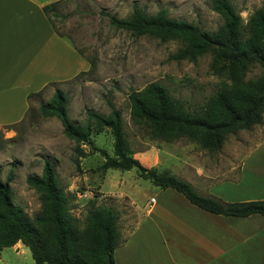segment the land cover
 Returning <instances> with one entry per match:
<instances>
[{
    "label": "rangeland",
    "instance_id": "obj_1",
    "mask_svg": "<svg viewBox=\"0 0 264 264\" xmlns=\"http://www.w3.org/2000/svg\"><path fill=\"white\" fill-rule=\"evenodd\" d=\"M212 0H66L49 15L56 29L89 61V68L73 78L46 85L29 99V110L19 122L0 125V176L3 180L13 171L10 182L14 203L30 217L42 207L40 193L28 182L31 174L41 175L50 160L59 182L69 196L70 212L82 222L93 207L112 206L118 216V229H132L139 220L135 205L143 203L161 188L140 177L136 167L130 170L100 169L105 157L84 144L86 156L76 152L75 141L63 132L56 116L45 117L40 104L49 101L55 90L68 97V113L78 123L88 119L87 110L108 114L110 102L122 112L124 130L133 155L144 165L157 162L160 171L178 168L179 158L189 157L206 168L225 167L231 156L245 152L264 138V116L260 124L230 133L219 151H209L187 137L166 141L154 137L148 128L131 117L129 94L150 82H160L181 99L189 110L205 105L227 80L212 67L211 54L177 59L182 47L179 40L163 41L151 35H136L113 26L109 14L128 17L135 5L149 14L165 9L168 15L215 31L222 16L212 8ZM246 23L254 10L264 8V0H231ZM92 61V64H91ZM255 65L247 79L263 72ZM83 72V73H82ZM91 139L98 147L114 155V137L108 128L93 130ZM181 159V160H182ZM155 167V166H153ZM173 172H177L175 169ZM221 173V172H219ZM177 174V173H176ZM219 178V177H218ZM220 189L224 192L225 186ZM207 193V192H204ZM0 264H35L31 250L22 242L0 251Z\"/></svg>",
    "mask_w": 264,
    "mask_h": 264
},
{
    "label": "trees",
    "instance_id": "obj_2",
    "mask_svg": "<svg viewBox=\"0 0 264 264\" xmlns=\"http://www.w3.org/2000/svg\"><path fill=\"white\" fill-rule=\"evenodd\" d=\"M63 1L66 0L43 7L60 36L64 35L56 29L49 13ZM211 4L223 18L222 25L215 31L175 19L165 9L149 14L138 5L133 7L128 17L109 14V20L113 26L136 35L181 41L182 47L174 54L177 59L211 54L212 69L227 80L202 108L189 110L181 99L157 81L132 90L128 98L132 119L145 125L154 137L166 141L187 137L206 150L219 151L228 134L263 121L264 70L255 78L247 79V74L255 65L264 69V8L254 10L244 23L231 0H212ZM54 83L49 82L48 85ZM35 94L30 93L29 97ZM68 101L65 92L57 89L49 101L40 104V112L45 117L59 118L64 134L75 141L79 156L87 154L84 144L101 152L105 160L100 169L130 170L136 167L140 177L151 180L161 188H173L193 204L213 213L228 216L264 215V200L225 202L200 193L188 180L169 170L160 171L144 165L131 152L122 112L111 102L112 108L108 114L88 109L87 121L78 124L69 116ZM105 128L114 137V155L96 146L91 139L93 130L99 132ZM12 178V170L6 180L0 176V251L22 242L30 248L35 264L115 263L114 251L119 245L120 231L118 216L112 206L93 207L80 222L70 212L69 196L60 184L52 162L46 160L41 175L31 174L27 177V182L40 193L42 201L40 212L30 217L14 203L10 185Z\"/></svg>",
    "mask_w": 264,
    "mask_h": 264
},
{
    "label": "crops",
    "instance_id": "obj_3",
    "mask_svg": "<svg viewBox=\"0 0 264 264\" xmlns=\"http://www.w3.org/2000/svg\"><path fill=\"white\" fill-rule=\"evenodd\" d=\"M55 1L0 0V125L25 118L30 93L89 68L45 14L43 7ZM169 154L181 162L172 168L177 172L170 171L204 195L225 202L264 200V138L243 153L237 150L225 167L215 162L207 171L189 157ZM134 210L139 220L122 229L114 264H264L262 214L213 213L170 187L159 188Z\"/></svg>",
    "mask_w": 264,
    "mask_h": 264
},
{
    "label": "built area",
    "instance_id": "obj_4",
    "mask_svg": "<svg viewBox=\"0 0 264 264\" xmlns=\"http://www.w3.org/2000/svg\"><path fill=\"white\" fill-rule=\"evenodd\" d=\"M152 201L154 200V198L151 199Z\"/></svg>",
    "mask_w": 264,
    "mask_h": 264
}]
</instances>
